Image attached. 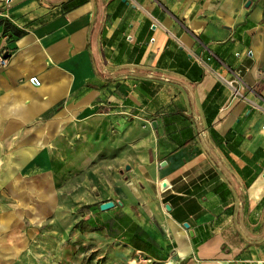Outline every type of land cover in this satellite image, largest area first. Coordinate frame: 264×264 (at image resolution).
I'll return each instance as SVG.
<instances>
[{
	"label": "crops",
	"instance_id": "crops-1",
	"mask_svg": "<svg viewBox=\"0 0 264 264\" xmlns=\"http://www.w3.org/2000/svg\"><path fill=\"white\" fill-rule=\"evenodd\" d=\"M0 52L3 134L97 125L132 250L264 264V0H0Z\"/></svg>",
	"mask_w": 264,
	"mask_h": 264
},
{
	"label": "rangeland",
	"instance_id": "rangeland-1",
	"mask_svg": "<svg viewBox=\"0 0 264 264\" xmlns=\"http://www.w3.org/2000/svg\"><path fill=\"white\" fill-rule=\"evenodd\" d=\"M3 125L0 264H189L132 250L114 214L108 220L99 216L101 200L114 187L104 186L111 175L99 154L105 135L97 125L88 130L77 120L52 124L39 118L9 134H3Z\"/></svg>",
	"mask_w": 264,
	"mask_h": 264
},
{
	"label": "built area",
	"instance_id": "built-area-1",
	"mask_svg": "<svg viewBox=\"0 0 264 264\" xmlns=\"http://www.w3.org/2000/svg\"><path fill=\"white\" fill-rule=\"evenodd\" d=\"M7 64H8L7 54H5L4 52H0V68L6 67ZM29 81L35 85H39V83H40L39 79L36 76L29 77ZM235 82L237 84V79L227 81V83L231 86L234 95L239 93L238 87L236 85H234Z\"/></svg>",
	"mask_w": 264,
	"mask_h": 264
},
{
	"label": "water",
	"instance_id": "water-1",
	"mask_svg": "<svg viewBox=\"0 0 264 264\" xmlns=\"http://www.w3.org/2000/svg\"><path fill=\"white\" fill-rule=\"evenodd\" d=\"M167 187V181L166 180H161L160 182V188L163 190ZM114 206V202L111 201V200H108V201H105V202H102L100 205H99V208L101 210H107V209H110ZM184 226L185 227H188V224L187 223H184Z\"/></svg>",
	"mask_w": 264,
	"mask_h": 264
},
{
	"label": "trees",
	"instance_id": "trees-1",
	"mask_svg": "<svg viewBox=\"0 0 264 264\" xmlns=\"http://www.w3.org/2000/svg\"><path fill=\"white\" fill-rule=\"evenodd\" d=\"M77 5H78V3H75V4L71 5V6H77ZM67 10H68V9L65 8V9L62 10L61 12H66ZM15 34H16V36H20V35H21V32H16Z\"/></svg>",
	"mask_w": 264,
	"mask_h": 264
}]
</instances>
